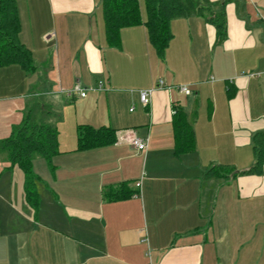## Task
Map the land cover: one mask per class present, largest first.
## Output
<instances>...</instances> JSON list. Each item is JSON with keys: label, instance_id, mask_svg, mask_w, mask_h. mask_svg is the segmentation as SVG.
Here are the masks:
<instances>
[{"label": "crops", "instance_id": "obj_1", "mask_svg": "<svg viewBox=\"0 0 264 264\" xmlns=\"http://www.w3.org/2000/svg\"><path fill=\"white\" fill-rule=\"evenodd\" d=\"M18 7L36 71L0 68V140L32 111L57 127L59 153L52 166L33 161L37 211L23 170L0 153V264H264V171L205 177L210 165L240 171L255 162L253 137L264 131V0H229L221 43L203 16L172 20L164 60L144 23L110 45L102 0ZM77 87L86 96L68 94ZM147 89L154 91L144 105ZM174 106L193 125L191 152H175ZM81 124L111 127L116 140L79 150ZM134 136L148 140L145 151ZM111 189L122 197L109 200Z\"/></svg>", "mask_w": 264, "mask_h": 264}, {"label": "trees", "instance_id": "obj_2", "mask_svg": "<svg viewBox=\"0 0 264 264\" xmlns=\"http://www.w3.org/2000/svg\"><path fill=\"white\" fill-rule=\"evenodd\" d=\"M147 19L143 21L139 0H102L106 37L110 45L121 46V30L145 24L148 39L164 60L166 50L174 37L171 22L176 18L199 15L213 24L217 30V42L227 37L226 3L229 0H144ZM22 29L18 0H0V68L11 64L20 65L26 72L36 71L32 51L21 41ZM232 95V92H229ZM196 117V113L194 114ZM175 152L181 154L195 149L193 125L186 111L174 106L173 115ZM58 129L50 123L37 120L29 111L20 124L14 125L11 134L0 140V153L7 152L12 166L20 167L25 175V193L28 203L37 211L40 196L37 187L39 176L34 172L33 161L41 156L52 166L59 153ZM116 140V131L111 127L95 128L78 126V149L86 150L111 145ZM254 164L240 171L230 165H210L206 178H230L239 175L262 174L264 171V131L253 137ZM126 183L122 184V186ZM119 192V191H118ZM109 200L122 197L111 189L105 194ZM130 195V194H129Z\"/></svg>", "mask_w": 264, "mask_h": 264}, {"label": "built area", "instance_id": "obj_3", "mask_svg": "<svg viewBox=\"0 0 264 264\" xmlns=\"http://www.w3.org/2000/svg\"><path fill=\"white\" fill-rule=\"evenodd\" d=\"M104 83L102 81L99 82V87L98 89H102L103 88V85ZM158 86H161L163 88H167V89H170L172 86H166L165 85V82L163 80H160L159 81V85ZM180 89L181 91L185 92L186 94H190L191 93V89L189 88V86L187 85H183V86H180ZM154 89H147V90H143L141 91L140 93V99H141V102L144 104V105H148L149 102H150V97L153 93ZM68 94L69 95H75V94H78L82 97L86 96V90H84L83 88L81 87H77V88H74L70 91H68ZM133 109V108H132ZM131 143L140 151L142 150H146L147 147H148V140L146 139H143V138H140L138 136H134L132 139H131ZM141 183H137V186L140 187Z\"/></svg>", "mask_w": 264, "mask_h": 264}, {"label": "rangeland", "instance_id": "obj_4", "mask_svg": "<svg viewBox=\"0 0 264 264\" xmlns=\"http://www.w3.org/2000/svg\"><path fill=\"white\" fill-rule=\"evenodd\" d=\"M42 116H48V113L46 111H42L41 110V113H40ZM6 153H3L2 155H5ZM1 155V154H0ZM1 155V156H2Z\"/></svg>", "mask_w": 264, "mask_h": 264}]
</instances>
